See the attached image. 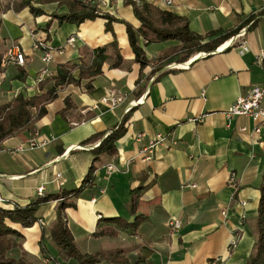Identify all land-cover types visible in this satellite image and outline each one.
<instances>
[{
  "label": "crops",
  "instance_id": "obj_1",
  "mask_svg": "<svg viewBox=\"0 0 264 264\" xmlns=\"http://www.w3.org/2000/svg\"><path fill=\"white\" fill-rule=\"evenodd\" d=\"M25 1L45 15L33 17L28 8L19 6ZM145 1L185 18L189 30L198 35L234 30L247 17L257 16L256 26L247 30L244 38L250 53L239 56L234 47L223 51L222 46L221 51L190 60L187 68L171 63L166 66L169 73L152 76V66L141 69L134 61L126 24L138 28L139 23L123 0H88L99 12L118 20L110 31L102 19L60 25L49 17L67 12L57 2L0 0L2 6H9L0 16V50L4 52L14 43L25 56L24 67L9 66L3 71L0 89L9 86L6 102L19 93L28 97L43 94L53 86L49 81L43 91L38 88L44 66L41 54L32 50L36 39L53 50L50 75L42 80L54 77L57 66L78 62L84 52L113 42L122 58L121 66L113 68L110 51L111 59L91 81L90 91L84 87L86 82L60 88L57 99L46 106V116L35 123L32 135L24 132L3 142L0 197L8 204L26 206L37 198L35 190L40 186H44L43 196L78 187L91 165V150L99 144L96 141L83 147L82 142L112 130L125 116L129 103L141 99L126 115L117 155L96 163L93 186L81 193L76 209L66 210L78 250L82 254H115L129 264H245L256 239L264 176V126L256 134L257 123L244 117L227 119L225 112L237 98L264 84V60L260 65L255 62L256 53L264 51V0H173L169 7L161 0ZM70 38L75 40L73 47L66 44ZM138 44L150 60L179 43L146 46L139 38ZM19 70L25 72V82L16 80ZM110 91L125 95L126 103L115 110L102 104ZM36 135L56 140L40 150L7 152ZM158 135L163 142H157ZM151 143L152 159L146 162L142 151ZM119 157L132 160L128 168L119 163ZM113 162L122 171L108 178L105 166ZM58 173L61 180H54ZM231 173L236 174L235 189L227 186ZM137 187L143 190L136 215L146 216L139 229H117V237H94L104 227L116 228L99 219L120 217L133 222L126 204ZM37 218L31 228L15 227L23 238L17 240L20 247L12 254L33 264H55L57 250L50 240L55 202L42 205ZM175 221L180 222L177 229L171 226ZM234 239L237 244L232 247Z\"/></svg>",
  "mask_w": 264,
  "mask_h": 264
},
{
  "label": "trees",
  "instance_id": "obj_2",
  "mask_svg": "<svg viewBox=\"0 0 264 264\" xmlns=\"http://www.w3.org/2000/svg\"><path fill=\"white\" fill-rule=\"evenodd\" d=\"M57 2L59 6L67 9L66 13L51 14L49 17L56 20L60 25L73 24L81 25L87 21L102 19L106 21V30H111V25L118 22L114 17L101 13L97 7L88 0H47ZM125 6L132 9L135 19L138 21V28L126 24V33L129 46L134 55V61L143 69L152 66V76H162L169 73L166 66L171 63L182 65L188 62L193 56L204 53L209 56L234 37L242 28L251 30L256 26L257 16H249L236 29L225 32H212L206 35L194 34L189 30L188 21L176 14L162 11L145 0H123ZM19 6L28 8L30 14L37 18L45 13L31 5L29 1L22 2ZM9 6H2L0 3V16ZM1 27V18H0ZM139 38L143 39L145 45L176 41L179 44L164 50L157 58L148 60L145 52L139 46ZM1 42V41H0ZM235 46L233 42L223 51H227ZM112 52L114 60L113 68H119L122 58L113 42L110 45L98 47L92 51L84 52L78 62H67L56 67V75L52 78L42 80L38 83V88L43 91L49 81H53V86L43 94L25 96L23 93L17 94L8 103L0 105V146L13 137L26 132L30 135L34 133V125L46 116V106L57 99L58 90L67 85L81 86L83 82L86 91L92 89L91 81L102 74L103 65L111 59L109 52ZM3 52L0 50V73L1 58ZM75 74V75H74ZM16 80L25 82L26 75L22 70L18 71ZM126 115L109 132L96 134L82 142L85 147L99 141L97 147H93L91 165L82 179L80 185L73 189H62L55 194L37 197L26 206L18 204L0 205V264H30L21 258H15L12 254L14 249L20 246L17 240L23 237L15 228H31L37 221V212L40 207L49 202H55V221L50 229V240L57 250L56 259L67 263L75 261L78 264H129L121 256L115 254H82L71 234L67 223V209H76V201L81 193L93 186L96 163L102 157H113L117 155V142L125 133L124 124ZM142 187H137L129 193V200L126 204L130 216H134L133 222L129 223L122 218L99 219L98 222H105L114 225L116 228L104 227L97 230L94 237H117L118 230L136 232L146 220L145 215H136V205L139 203ZM245 264H264V176L261 186L260 199L256 219V239L250 256Z\"/></svg>",
  "mask_w": 264,
  "mask_h": 264
},
{
  "label": "built area",
  "instance_id": "obj_3",
  "mask_svg": "<svg viewBox=\"0 0 264 264\" xmlns=\"http://www.w3.org/2000/svg\"><path fill=\"white\" fill-rule=\"evenodd\" d=\"M161 2L166 5L167 7L171 6L173 4V0H161ZM245 34L246 29L242 28L234 37L230 38L229 41H227L224 46L226 47L230 46L233 42H235V51L239 56H245L246 54L250 53V47L245 41ZM75 43L74 38H70L67 40L66 44L70 47H73ZM32 50L34 52H39L41 54V63L43 64V69L41 70V77L39 78L38 82H41L42 77L44 75L49 76L50 72L48 69V66L52 62V48L46 44L45 41L36 39L32 44ZM221 47L216 50V52L221 51ZM60 52V51H59ZM205 54H198L195 58L198 57H204ZM194 58V59H195ZM264 60V51L256 53L255 55V62L257 64H262V61ZM188 63H184L182 65H178V67L184 69L187 68ZM9 66H18V67H24L25 66V56L22 53V50L20 49L19 45L12 43L9 47L6 48V50L2 54L1 58V73H0V82L3 79V74ZM127 97L125 95L123 96H117L114 91H110L104 98H102L101 103L104 105H107L111 110H115L118 107L122 106L124 103H126ZM264 100V84L260 86H254L250 92L245 95L237 98L235 102L228 108V110L225 112V115L227 119L237 118V117H244L249 118L253 122L257 123V127L255 129V133L260 132V127L264 126V108L262 107V102ZM141 102V99L129 103L127 108L125 109L124 113L128 114L132 107L138 105V103ZM242 132L246 131L245 129L241 130ZM141 136H137V138H140ZM56 138L54 137H47V138H41L39 136H35L32 139L27 140L26 142L20 144L13 150H7V152L11 155L14 154H23L28 151H35L46 148L48 145L55 142ZM164 141V138L160 135L157 136V142L161 143ZM99 144H96L95 147H97ZM154 147V143H151L150 146L147 149H144L142 152L144 155V161L149 162L152 159V148ZM119 163L123 162L125 166L128 168L129 164L132 160L124 161L123 158L119 157ZM122 171L121 166L118 163H110L105 166V175L106 177H111L114 174L120 173ZM62 176L60 173L55 174L54 180H61ZM227 186H229L232 189H235L237 187V178L236 174L231 173L228 180H227ZM44 193V186H40L35 190V195L37 197H41ZM7 201L0 197V205H7ZM225 215V213H222ZM171 226L174 229L179 228L180 222L175 221L171 223ZM237 244L236 239H234L231 242V246L234 247Z\"/></svg>",
  "mask_w": 264,
  "mask_h": 264
},
{
  "label": "rangeland",
  "instance_id": "obj_4",
  "mask_svg": "<svg viewBox=\"0 0 264 264\" xmlns=\"http://www.w3.org/2000/svg\"><path fill=\"white\" fill-rule=\"evenodd\" d=\"M196 57V55L195 56H193L190 60H192V59H194ZM189 60V61H190ZM188 61V62H189ZM187 63V62H186ZM2 82V81H1ZM0 82V83H1ZM8 85H4L1 89H0V105H3V104H5V103H8V102H6V99H5V96H6V91H7V89H8ZM16 96V95H15ZM14 96V97H15ZM19 136V135H18ZM5 142V141H4ZM3 144V143H2ZM1 144V145H2ZM0 151H1V146H0ZM16 250V249H15ZM14 256V255H13ZM15 257V256H14ZM15 258H21V259H23L25 262H28V263H30V264H33L31 261H29V260H27V259H25L24 257H18V256H16ZM47 260H49V261H51V259H47ZM54 261H57V263H55V264H62V262L61 261H58L57 259H54ZM48 262V261H47Z\"/></svg>",
  "mask_w": 264,
  "mask_h": 264
},
{
  "label": "bare ground",
  "instance_id": "obj_5",
  "mask_svg": "<svg viewBox=\"0 0 264 264\" xmlns=\"http://www.w3.org/2000/svg\"><path fill=\"white\" fill-rule=\"evenodd\" d=\"M222 49H224V47Z\"/></svg>",
  "mask_w": 264,
  "mask_h": 264
}]
</instances>
